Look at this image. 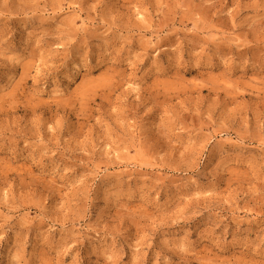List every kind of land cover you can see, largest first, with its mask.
Listing matches in <instances>:
<instances>
[{"label": "rangeland", "instance_id": "1", "mask_svg": "<svg viewBox=\"0 0 264 264\" xmlns=\"http://www.w3.org/2000/svg\"><path fill=\"white\" fill-rule=\"evenodd\" d=\"M0 264H264V0H0Z\"/></svg>", "mask_w": 264, "mask_h": 264}]
</instances>
